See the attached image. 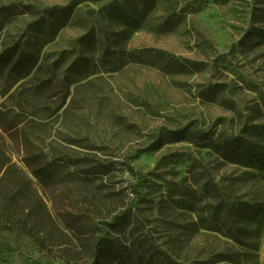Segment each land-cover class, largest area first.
<instances>
[{
    "label": "rangeland",
    "instance_id": "1",
    "mask_svg": "<svg viewBox=\"0 0 264 264\" xmlns=\"http://www.w3.org/2000/svg\"><path fill=\"white\" fill-rule=\"evenodd\" d=\"M27 4H73L72 17L45 37L42 21L27 30L39 18ZM0 10V53L19 44L33 59L29 73H0V156L31 180L1 182L16 195L0 200V264H89L61 227L78 210L108 223L111 240L180 261L264 264V168L185 141L150 148L165 130L223 138L264 124V43L248 37L264 29V0H0ZM171 61L188 70H166ZM31 152L110 166L41 188L22 163Z\"/></svg>",
    "mask_w": 264,
    "mask_h": 264
},
{
    "label": "trees",
    "instance_id": "2",
    "mask_svg": "<svg viewBox=\"0 0 264 264\" xmlns=\"http://www.w3.org/2000/svg\"><path fill=\"white\" fill-rule=\"evenodd\" d=\"M224 3L226 0H221ZM7 10V9H3ZM26 10L29 15H38L39 18L27 26V30L32 32L37 29L40 21L45 24L46 30L43 32L45 37H48L57 29H62L69 24L72 17L73 4L66 6H52L49 8L37 9L32 4H27L22 9ZM1 11V10H0ZM41 13H43L41 15ZM162 30H170L173 28L171 22L164 21L159 26ZM252 34V35H251ZM84 35L79 38V42L89 44L93 42V37ZM251 35V36H249ZM249 40H255L254 44L264 43V29L253 28L248 33ZM18 45L15 44L12 47L7 48L0 53V73L16 72L20 73L25 71L29 73L33 66L32 55L26 53L24 50L18 52ZM170 61V60H168ZM86 69L89 67L86 64ZM165 69H174L178 73L187 71V67L183 64H178L171 61L166 64ZM169 67V68H167ZM196 67V66H195ZM84 70H81L83 72ZM215 89L212 91V93ZM163 136L158 135L157 138L150 144V148L157 150L167 143L174 142H189L199 148H207L211 151L219 154L224 160L233 164H238L244 167L250 168H264V124L256 125L251 124L244 128L243 134L245 136L235 137H223L214 138L209 135V132H201L199 136L194 133H187L186 128H181L175 131L165 130ZM258 140L255 141L254 139ZM0 160L1 156H0ZM3 161V160H2ZM24 167L28 170L29 175L35 182L41 187L46 188L56 185L57 183H70L74 181L73 173L75 169H81V167L87 169V173L90 175H105L109 170V163L90 160L88 158L71 157L67 155H60L55 157H49L42 152H31L22 159ZM128 171L134 173L133 169L128 166ZM2 171V172H1ZM19 170L13 165L7 164L6 161L0 162V186L1 182H31V180L24 181ZM60 180L58 181V177ZM86 179V178H85ZM62 181V182H61ZM90 183V182H80ZM16 193L12 192L11 195H3L0 192V200L2 205H6L12 200ZM28 210L26 211L28 216H33L35 211H39L34 206V201L31 195L27 196ZM43 216L47 215L48 209L42 205ZM257 215L258 212H254V209L250 211ZM61 227L78 241L79 246L89 259V264H191L188 262L180 261L173 258L166 251L150 246L147 243L141 242L142 248H138L135 240L129 245H125L120 240H111L108 237V232L105 230V226L108 223L100 222L97 224L89 216L83 213V211H76L75 213H69L62 216ZM119 223L113 224L119 228L129 221L128 217L119 216ZM51 223V219L46 221ZM115 223V222H114Z\"/></svg>",
    "mask_w": 264,
    "mask_h": 264
}]
</instances>
